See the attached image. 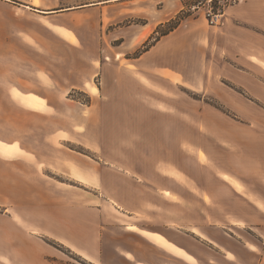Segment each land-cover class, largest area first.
I'll return each mask as SVG.
<instances>
[{
  "label": "rangeland",
  "instance_id": "obj_1",
  "mask_svg": "<svg viewBox=\"0 0 264 264\" xmlns=\"http://www.w3.org/2000/svg\"><path fill=\"white\" fill-rule=\"evenodd\" d=\"M12 1L0 0L5 134L19 132L25 144L38 143L28 135V118L12 108L23 106L14 91L54 93L78 118L73 107L97 104L102 96L88 87L104 86L103 94L113 96L100 99L110 100L100 148L113 159L107 155L93 163L89 159L104 155L77 139L60 147L97 172L96 186L68 175L63 161L52 159L44 170L67 193L50 190L51 203L30 208L25 230L14 238L23 250L25 241L32 242L35 264H41L43 253L53 254L51 264H92L78 250L96 254L107 221L172 232L212 264L218 254L209 249L218 251L224 243L233 249L241 247L239 242L261 246L264 0H46L48 8L40 12ZM179 18L173 32L139 56L156 30L164 32ZM251 55L262 67L250 61ZM13 117L19 130L12 128ZM43 120L37 118L33 127ZM108 138L116 144H106ZM40 147L41 153L55 155L52 146ZM91 207L102 209L108 220ZM28 232L35 238L29 240ZM20 255L25 259L22 250Z\"/></svg>",
  "mask_w": 264,
  "mask_h": 264
},
{
  "label": "crops",
  "instance_id": "obj_2",
  "mask_svg": "<svg viewBox=\"0 0 264 264\" xmlns=\"http://www.w3.org/2000/svg\"><path fill=\"white\" fill-rule=\"evenodd\" d=\"M20 1H23L24 4L14 3L34 11L48 8L46 6V0H39L40 5H38L37 0ZM29 5L36 9L31 8ZM16 12L18 13V11H14V14H16ZM0 17L4 16L0 13ZM56 31L69 41L76 42L74 35L61 29ZM149 31L150 28L145 29L141 35L142 37H140V40L145 38ZM249 59L253 63L262 67L261 63L255 60L254 55L249 56ZM1 69L0 218L4 219H1V226L7 231L8 236L5 239L4 236L0 234V264H35V250L33 249L34 246L32 245V242L25 241L22 245L27 246L28 248L23 250V246L20 249V246H18V243L14 241V238L19 236L18 230H25L26 224L23 220L28 217L29 212L27 211H29L30 208L36 207V203L38 202L41 207L51 203L49 200V196L51 194L49 192L50 190L54 188L57 193H67L66 189H62L60 187V183L54 184L51 179L44 174V170L48 167V164L52 159L58 160L59 162L63 161L67 164L65 171L68 175H75V178H77L76 180H78L81 184L91 187L96 186L97 172H95L94 169L85 167L83 159L77 157V155L69 154L66 151L61 150L60 147L64 145V142H71L72 140L77 139L79 144L92 151L93 154H100L102 149L100 146H105V142L101 141L100 131L101 129L103 130L105 122L107 108L106 102L109 103L110 101H101L100 99L102 98L103 100L104 96V99H109L112 95L103 94L104 86H102L101 89L88 87L93 94L98 93V91L100 93L101 91L102 96L99 95L100 99L97 101V104L92 103L89 106L81 105L79 107H73L74 111H77L76 113L81 115L78 118L77 116L73 117L69 110H64L63 106L58 104L57 100L53 97L54 93L51 96L48 95L42 97L41 95L36 96L14 91L12 94L14 100L23 106L16 107L17 105H13L12 108L15 109L17 113L20 111L23 112V114L28 118V135H33L34 139H37L38 142L35 144L32 141L31 143L28 141V143L25 144V142L20 140L19 132H17V135H7L4 132V75L3 69ZM157 74H160L159 71ZM50 82L51 85H54V82ZM37 118H43L44 120L43 125L36 129V126L34 125L33 127V124ZM113 121V126H115L116 122L115 120ZM11 125L13 130L15 128L19 130V121L16 120L15 117L11 119ZM77 127H82V131L77 133ZM110 128H112V123ZM37 130H39V134ZM64 135L66 137H63ZM106 144H116L115 139L109 142L108 138ZM41 145L45 147L52 146L54 148L53 151L55 152V155L50 157L41 153ZM108 149L109 153L113 152L114 154L116 152V149H114L113 146H108ZM71 152L73 153V151ZM101 153L104 156L100 158L95 157L96 160H89L93 163H98L97 159H107L106 156L108 154H106L104 150L101 151ZM68 156H71L73 160H68ZM111 156V154L107 156L108 160L113 159ZM69 165L73 169H71V173H69ZM71 192L78 196L77 192ZM163 193H167V191H163ZM80 196L82 199L84 198L83 195ZM91 208L98 210L99 213L106 218L107 215H105L102 209L96 207ZM21 210L23 212L22 215L17 212ZM107 223L108 224L104 226L105 231H103L100 235V243L96 254L90 253V251L86 250H78L79 253L77 254L92 264L213 263V261L204 260L201 257V254L193 248L182 245L177 239V235L172 232L168 231L165 233L164 230L152 231L146 229V223H141L139 226H133L126 222H120V225L113 224L109 221H107ZM130 228H134V230H131ZM32 232H28V234L26 233L29 240L35 238ZM192 232L203 237L200 233L194 230ZM15 233L16 235L14 236ZM260 243L261 246H258L257 248H255V244H253L252 248H250L247 244L239 242L241 247L238 249H233L227 245V243H224L223 245L220 244L221 246L218 247V251L208 249L218 254V257L214 259V263L216 264H264V239H262ZM21 250L26 255H24L25 259L21 258ZM52 255V253H43L40 256L41 264H51L50 261L53 259L51 258ZM229 256H232L234 259H230Z\"/></svg>",
  "mask_w": 264,
  "mask_h": 264
},
{
  "label": "trees",
  "instance_id": "obj_3",
  "mask_svg": "<svg viewBox=\"0 0 264 264\" xmlns=\"http://www.w3.org/2000/svg\"><path fill=\"white\" fill-rule=\"evenodd\" d=\"M183 19L179 18L177 21H171L169 23V28L167 30H165L162 33H159L158 30L155 31V34H157L156 37L151 38V43H149L148 45L144 44V46L142 47V50L139 51V56L145 52H147L156 42H158L160 40L161 37H164L166 35H168L169 33L173 32L180 24V22Z\"/></svg>",
  "mask_w": 264,
  "mask_h": 264
},
{
  "label": "bare ground",
  "instance_id": "obj_4",
  "mask_svg": "<svg viewBox=\"0 0 264 264\" xmlns=\"http://www.w3.org/2000/svg\"><path fill=\"white\" fill-rule=\"evenodd\" d=\"M131 230H134V228H130Z\"/></svg>",
  "mask_w": 264,
  "mask_h": 264
}]
</instances>
